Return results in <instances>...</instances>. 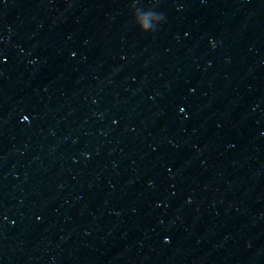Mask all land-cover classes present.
Returning a JSON list of instances; mask_svg holds the SVG:
<instances>
[{
  "label": "water",
  "instance_id": "water-1",
  "mask_svg": "<svg viewBox=\"0 0 264 264\" xmlns=\"http://www.w3.org/2000/svg\"><path fill=\"white\" fill-rule=\"evenodd\" d=\"M0 264H264V0H0Z\"/></svg>",
  "mask_w": 264,
  "mask_h": 264
}]
</instances>
